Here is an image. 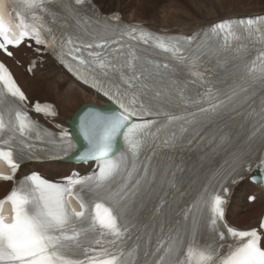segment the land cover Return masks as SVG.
Masks as SVG:
<instances>
[{"label":"snow or ice","instance_id":"6c2138e0","mask_svg":"<svg viewBox=\"0 0 264 264\" xmlns=\"http://www.w3.org/2000/svg\"><path fill=\"white\" fill-rule=\"evenodd\" d=\"M41 48L106 100L77 117L78 150L67 128L33 118L29 105L44 117L57 109L30 100L0 59V182L13 183L0 198V264H264V220L231 226L222 182L237 168L264 172V155L234 151L169 217L171 191L184 194L179 153L223 148L232 138L220 126L237 118L250 127L246 143H264V17L164 35L97 13L93 0H0V56ZM73 154L95 169L59 181L17 175Z\"/></svg>","mask_w":264,"mask_h":264},{"label":"bare ground","instance_id":"6f19581e","mask_svg":"<svg viewBox=\"0 0 264 264\" xmlns=\"http://www.w3.org/2000/svg\"><path fill=\"white\" fill-rule=\"evenodd\" d=\"M101 1L103 6L105 7V12H112L113 10H115L114 4H118V0ZM115 11H118V9H116ZM178 12L177 14L173 15L174 18H172L171 20L165 18L160 20L159 24L155 23L156 26L158 28H166L170 33L180 32L190 34L192 31L198 28L209 26L212 23L226 17H240L243 15L254 16L262 14L264 13V8L246 11L247 13L240 12L239 9H236L234 11L226 10L223 11L219 16L215 15L216 11H213L212 9H207L204 10L205 13L203 17H197L192 14L185 13L178 14ZM132 15L135 16L136 11H134ZM129 19L133 21L145 20L141 18L132 19L131 17ZM26 54H28L32 58L36 57L40 59V55L30 49L17 51L15 53L14 59L5 57L3 58L10 65L11 70L16 76L19 84L25 90L29 99L38 100L39 98L37 97V95L44 93V91H49L51 95L57 98L56 102L49 100L47 97H44L42 100H39L41 102H52L56 105L59 114L57 117V121L68 126V120L71 121L76 110H78L85 103L104 107L105 100L101 96H99L92 90L84 87L83 85L79 84L48 55L45 56L43 61L40 60V62L37 63L36 69L32 71V76H30L26 70L23 72V70L17 67L14 62L15 60H20L23 64H25V62H27ZM56 72L61 77V81H59L57 84L55 83L56 85L53 87V82L51 81L50 83H48L47 81L50 77L53 78L52 76L55 75ZM61 88L63 89V91H61ZM66 113L69 114V117L63 115ZM237 140L233 143L225 145L224 149L220 148L217 156L212 159V161L209 162L207 165H201V162L197 160V158L193 159L191 168L187 171V175L185 176V178H183L182 186L184 187V194L178 197V203H188L192 199V197L198 191H200L202 185L208 182L209 178L214 172L220 171L221 174H223L224 170L227 168L225 161H228L234 151L245 149L251 154V159L255 156V148H249L247 146H244L242 142H239ZM91 166L92 164H89L88 166L75 165L72 161L35 163L26 166H21L20 174L24 175L27 172L34 170L41 172L44 176L49 179H54L69 175L72 169H79L83 173H85L90 170ZM230 172L231 170H229V173ZM216 180H220V176H217ZM215 184L216 181H212L210 187H213ZM7 186L10 187L12 185L10 183L6 184L5 182H0V197L3 196L10 189L9 188L5 191ZM4 191L5 193L2 194ZM250 195L256 196L253 202L248 201V197ZM259 209H261L260 212ZM263 212L264 192L262 188L259 185L249 182L248 180L241 181L238 186L234 189L232 201L227 210V218L229 222L233 226L248 229L252 226L258 225Z\"/></svg>","mask_w":264,"mask_h":264},{"label":"rangeland","instance_id":"374dc122","mask_svg":"<svg viewBox=\"0 0 264 264\" xmlns=\"http://www.w3.org/2000/svg\"><path fill=\"white\" fill-rule=\"evenodd\" d=\"M95 1L99 4L101 9L105 11V7L103 6L102 1ZM118 4H114V9H118V11L122 12L127 20H131L129 19L130 17L132 19H145L142 21H145L151 26H156L155 23L159 24V21L165 18L171 20L172 18H174L173 15L177 14L178 11V14L185 13L192 14L197 17H203L205 13L204 10L207 9L216 11L215 15L219 16L223 11L226 10L234 11L236 9H239L240 12L247 13L246 11L264 8V0H118ZM134 11H136L135 16L132 15ZM15 65L21 68L24 72L23 66H21L19 63H16ZM29 75L32 76V74ZM52 77L53 78L50 77L47 82L50 83L52 81L54 87L59 81H61V77L57 74V72ZM61 91H63L62 88ZM37 97L39 98V100L47 97L49 100H52L54 102L57 101V98L51 95L49 91H44V93L38 94ZM63 115L69 117V114L67 113ZM8 188L9 186L6 187L5 191ZM5 191L2 194H4ZM260 211L261 209H259V212Z\"/></svg>","mask_w":264,"mask_h":264},{"label":"water","instance_id":"95a60500","mask_svg":"<svg viewBox=\"0 0 264 264\" xmlns=\"http://www.w3.org/2000/svg\"><path fill=\"white\" fill-rule=\"evenodd\" d=\"M90 104H83L76 112H75V114H74V116H73V121L74 120H76V117L79 115V113L83 110V109H85L87 106H89Z\"/></svg>","mask_w":264,"mask_h":264}]
</instances>
